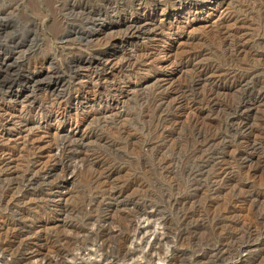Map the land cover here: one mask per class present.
I'll list each match as a JSON object with an SVG mask.
<instances>
[{"label":"rangeland","instance_id":"1","mask_svg":"<svg viewBox=\"0 0 264 264\" xmlns=\"http://www.w3.org/2000/svg\"><path fill=\"white\" fill-rule=\"evenodd\" d=\"M130 1L0 0V264H264V0Z\"/></svg>","mask_w":264,"mask_h":264},{"label":"bare ground","instance_id":"2","mask_svg":"<svg viewBox=\"0 0 264 264\" xmlns=\"http://www.w3.org/2000/svg\"><path fill=\"white\" fill-rule=\"evenodd\" d=\"M104 1H106L105 2V6H106V9H108V10H110V12H112L113 10H114V6H115V4H114V0H104ZM118 1V0H117ZM130 1V0H129ZM150 2L152 1V5L151 6H153V8L154 9H156L159 5H161V2H167V3H169V7L172 9V10H175V9H180V10H182V8L183 7H186L187 5H190V7L191 6H193V9L194 10H200V7L199 6H197V3L199 2V0H149ZM201 1V0H200ZM130 2H131V4H130ZM129 2V5H131V11L133 12L131 15H130V17L129 18H126L124 21H123V23H122V25L124 24H127L126 25V27H125V29H126V31H127V33H128V35L130 36V37H134V36H147L146 38L147 39H150V38H152V39H154V37H158V36H161L160 35V33H159V31L157 30V29H155L154 27H152V29H151V27L150 26H148V22H151V24L153 23V20L151 19V21H148L147 19L145 20H137V19H135L134 17H133V14L134 15H144V16H146L145 15V9L143 8V0H131ZM116 3V2H115ZM193 4V5H192ZM118 6H121V5H118ZM199 7V8H198ZM166 8V7H165ZM190 8H188V10H189ZM164 10V9H163ZM187 10V9H186ZM107 11V10H106ZM163 12V11H162ZM165 14V13H164ZM166 16H168L169 17V15H166ZM175 16V15H174ZM230 17V16H229ZM186 18V17H185ZM228 18V17H227ZM173 19H174V17H173ZM172 19V20H173ZM227 20V19H226ZM120 22V21H119ZM160 22V21H159ZM170 22V21H169ZM161 23H162V21H161ZM182 23V22H181ZM213 23V22H212ZM153 24H155V23H153ZM172 25L170 26V28H169V33H168V36H172L173 38L169 41V43H170V45H169V47L170 48H172V49H170V50H168V51H165L164 49H163V51H161V50H158V49H154V48H149V47H145V49H144V51H143V60L144 61H146V60H148V59H150L153 55H156V54H160L161 53V59H160V56L159 57H156V56H154V57H156V58H158V59H160V60H158L159 62H160V64H161V60H164L165 59V61H168V62H170L171 61V59H172V62H174V57H176V55H175V51H176V49L178 48L177 47V45H178V41L174 38L177 34H178V32L180 31V26H179V24H180V22H179V20L178 19H176L175 18V21L174 22H172L171 23ZM169 25H170V23H169ZM154 26V25H153ZM187 26H188V24H187ZM213 26V25H212ZM150 27V28H149ZM158 27V26H157ZM161 31H162V29H161ZM220 34V33H219ZM167 35V34H166ZM165 35V36H166ZM137 38V37H136ZM169 38V37H168ZM164 39V38H163ZM168 43V44H169ZM180 47V46H179ZM142 49V48H141ZM177 52V51H176ZM137 54V53H136ZM178 54V53H177ZM187 55V54H186ZM185 55V56H186ZM141 56V55H140ZM158 56V55H157ZM190 57V56H189ZM163 58V59H162ZM178 58V57H177ZM142 59V58H141ZM155 59V58H154ZM153 60V59H152ZM106 61V60H105ZM150 61V60H149ZM148 62V61H147ZM163 63V62H162ZM104 67H107L108 65H109V62L108 61H106V62H104ZM156 65V64H155ZM177 65V64H176ZM132 66V65H131ZM112 70V69H111ZM105 77V76H104ZM165 80V79H164ZM169 80V79H168ZM169 87V86H168ZM89 93V92H88ZM83 97H84V95H83ZM170 98V97H169ZM86 99H87V97H86ZM86 99H84V100H86ZM117 106V105H116ZM57 119L58 118H65V114H63V113H61V115H59V116H57L56 117ZM55 120V119H54ZM74 126L75 127H73L72 125H69V128L70 129H73V130H77L78 129V127H79V125L78 124H74Z\"/></svg>","mask_w":264,"mask_h":264}]
</instances>
